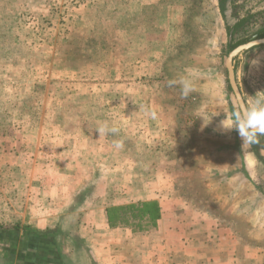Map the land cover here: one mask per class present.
Listing matches in <instances>:
<instances>
[{
    "label": "rangeland",
    "instance_id": "obj_1",
    "mask_svg": "<svg viewBox=\"0 0 264 264\" xmlns=\"http://www.w3.org/2000/svg\"><path fill=\"white\" fill-rule=\"evenodd\" d=\"M139 22L163 39V80L178 121L169 131L180 133L175 194L213 216L220 231L216 243L238 244L263 255L264 136L245 144L238 131L226 127H234L241 115L227 82L225 58L235 46L264 37V0H225L222 11L218 0H0V145L11 146V140L3 139L17 129L25 133L45 100L54 102L44 108L47 120L91 118V108L80 107L78 101L93 100L92 69L100 63V80L106 84L109 57L127 58L126 28ZM233 67L247 107L264 106V44L237 55ZM181 78L193 82L194 90L186 97ZM59 125L49 127L59 130ZM62 126L67 134L88 127L77 128L74 122ZM10 154L1 156L0 146V164L11 165ZM6 188L0 184V209L9 210L0 212L12 216L14 203L1 202L3 193L11 195ZM88 191L91 196L92 188ZM16 225L25 224L0 217V264H36L29 253L19 254L22 231H11ZM52 238L66 258L62 264L96 263L84 246L66 248L65 237ZM43 247L41 259L54 254L52 247ZM207 251L219 254L218 248Z\"/></svg>",
    "mask_w": 264,
    "mask_h": 264
},
{
    "label": "crops",
    "instance_id": "obj_2",
    "mask_svg": "<svg viewBox=\"0 0 264 264\" xmlns=\"http://www.w3.org/2000/svg\"><path fill=\"white\" fill-rule=\"evenodd\" d=\"M126 30L127 58L109 57L106 84L100 63L93 67V100L78 101L91 108V118L47 120L44 108L54 102L45 100L25 133L5 135L13 143L0 145L1 156L11 153L13 163L0 164V184L11 191L1 202L8 199L14 209L13 217L4 213L9 207L0 209V217L65 237L66 248L84 246L95 264H264L260 251L216 243L220 231L213 216L175 194L180 133L169 131L178 121L163 80V39L141 22ZM67 122L89 128L67 134L62 130ZM105 123L118 132L99 135L96 129ZM51 124H60L59 130ZM114 141L123 146L117 149ZM71 236H77L75 243ZM209 248L219 254L210 255Z\"/></svg>",
    "mask_w": 264,
    "mask_h": 264
},
{
    "label": "clouds",
    "instance_id": "obj_3",
    "mask_svg": "<svg viewBox=\"0 0 264 264\" xmlns=\"http://www.w3.org/2000/svg\"><path fill=\"white\" fill-rule=\"evenodd\" d=\"M181 87V94L187 96L191 91L194 90L193 82L188 78H181L178 82ZM154 115V113H153ZM205 124H207L205 122ZM229 129H235L238 131L243 143L252 144L258 142V137L264 136V106L256 104L249 108L245 106L242 109V117L236 121L235 126H226ZM99 135H106L108 133L115 134L118 132L116 127H109L107 123L96 129ZM114 146L119 149L121 148V141H114Z\"/></svg>",
    "mask_w": 264,
    "mask_h": 264
},
{
    "label": "trees",
    "instance_id": "obj_4",
    "mask_svg": "<svg viewBox=\"0 0 264 264\" xmlns=\"http://www.w3.org/2000/svg\"><path fill=\"white\" fill-rule=\"evenodd\" d=\"M224 2H225V0H218L221 11L223 10ZM240 23H242V20L239 21V23L237 22L233 26V30ZM261 36H264V34H262ZM11 228H12L11 231H13L15 233H19L20 231H22L21 232V244H20V246H22V247H20L19 254L26 253V252L29 253V255H28L29 258H32V261L34 260L36 264H47V263H50V261H53V264H62L65 261V259H66L65 256H63L62 254L59 255L60 251L58 253L56 250L59 246L57 241L50 240V239H53L52 237L55 235L54 232H48V233L44 232L43 233V232H39V231H36L33 229H29L27 227L21 228L18 225L13 226ZM8 229L9 228H6V229H4V231H6V230L8 231ZM70 239H71V241H73V243H75L78 238H77V236H71ZM46 245H48L54 249V254L51 257L48 256L47 258L41 259V256L43 254L40 253V251L42 249H46L43 247ZM13 254L14 253L11 252V256H13ZM51 258H52V260H50ZM18 261H21V260H18ZM18 261H16V264H19ZM32 263H34V262H32Z\"/></svg>",
    "mask_w": 264,
    "mask_h": 264
},
{
    "label": "water",
    "instance_id": "obj_5",
    "mask_svg": "<svg viewBox=\"0 0 264 264\" xmlns=\"http://www.w3.org/2000/svg\"><path fill=\"white\" fill-rule=\"evenodd\" d=\"M264 44V37L260 38H253L245 43L239 44L232 48L225 58V70H226V77L227 82L229 85V88L234 96L235 102L237 104V107L239 109L240 115L242 117V109L247 106L244 98L242 96L241 90L239 88V85L237 84L234 67H233V61L234 58L239 55L240 53L247 51L255 46Z\"/></svg>",
    "mask_w": 264,
    "mask_h": 264
}]
</instances>
